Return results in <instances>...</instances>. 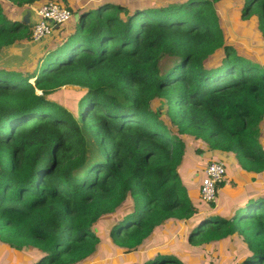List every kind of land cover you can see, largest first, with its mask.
<instances>
[{"label":"trees","instance_id":"1","mask_svg":"<svg viewBox=\"0 0 264 264\" xmlns=\"http://www.w3.org/2000/svg\"><path fill=\"white\" fill-rule=\"evenodd\" d=\"M44 1L0 0V51L31 40L29 26L9 20L5 6ZM47 1L71 13L68 30L36 74L0 70V244L24 263L86 264L109 240L121 250L112 260L126 261L176 221L189 226L186 239L196 248L236 236L243 252L232 264H264V193L237 198L225 213L200 214L203 203H215L203 202L196 181L178 171L188 139L202 143L198 156L208 149L217 162L233 157L246 172L264 171L257 141L264 0H240V20L257 29L242 34L254 44L240 38L243 49L225 38L217 9L225 0L133 9L115 0L94 8ZM64 88L75 93L69 106L56 98ZM112 214L119 218L100 233ZM151 254L142 264H183Z\"/></svg>","mask_w":264,"mask_h":264},{"label":"rangeland","instance_id":"2","mask_svg":"<svg viewBox=\"0 0 264 264\" xmlns=\"http://www.w3.org/2000/svg\"><path fill=\"white\" fill-rule=\"evenodd\" d=\"M78 0H75L73 3H76ZM107 1V0H102ZM119 3L128 6L133 9L134 7H164L168 5L170 0H115ZM175 2L183 0H173ZM240 0H225L222 1L218 6L220 14L221 27L225 33V38L229 43H240L241 47L236 48H248V45L245 41L250 42V40L244 39L242 34H249L250 36L256 35V26L250 23L251 21H241L239 15V4ZM65 7L63 4H60ZM66 8V7H65ZM94 8V5H93ZM67 9V8H66ZM38 22V21H37ZM36 22V23H37ZM35 24V23H34ZM68 24V22H67ZM67 26V25H66ZM249 29V30H248ZM237 37V38H236ZM47 38V37H46ZM240 38L243 40L238 41ZM45 39V38H44ZM253 46L254 44L250 42ZM251 46V47H252ZM46 51V50H45ZM42 58H39V60ZM169 61V63H171ZM39 61L37 63L38 67ZM34 67V63L31 67L25 68L23 74H36L37 67ZM33 83V80L30 81ZM56 98L63 104L69 106L73 99L75 98V93L72 88H64L61 90L60 94L56 95ZM171 126V125H170ZM173 130V126L170 127ZM191 139L186 140V151L185 157L182 162V166L179 170L183 181L189 179V167L193 165L197 166L198 170H203L205 168L208 160H200L194 153V145L192 143L189 146ZM208 159V158H206ZM210 160V159H209ZM227 161H223L225 164L226 175L225 177L231 182H235V159L233 157L226 158ZM202 172H200L201 175ZM192 177L196 174H191ZM231 182H228L222 190L217 191V197L215 199V207L209 208L204 205L199 209L202 214L205 211L217 215L220 213H225L227 211L228 205L233 203L237 198H240L239 192L231 185ZM201 182L194 184V189L198 190ZM258 193L257 189L254 191V187L251 186L249 191L244 190L242 195L247 194L251 196L253 193ZM254 193V194H255ZM195 202H202L200 199ZM202 204V203H201ZM127 211L126 207H121L118 213H125ZM117 214H112L103 220L102 224H98L100 233L102 230L108 231L111 228L112 223L119 218ZM113 221V222H112ZM115 221V222H116ZM189 232V226L185 222H176L173 221L170 224H163L160 228L157 229V232L151 236V238L145 243V245L139 247L138 249L131 250L127 252L128 260L125 261L123 256L117 257L118 260H112L113 257H116L119 248L115 247L109 240L108 242H101L97 245L98 254L93 256L90 261L93 260V264H142L146 258L152 257L151 253L160 251L161 253L171 254L176 258L180 259L183 264H232L239 256H241L243 250L240 243V238L237 239L236 236L227 237L217 242H213L210 245H201L199 247H194L193 245L187 242L186 236ZM3 247L0 250V264H17L23 260V255L17 253L13 249L9 248L7 245L0 244ZM29 253H32V249L29 248Z\"/></svg>","mask_w":264,"mask_h":264},{"label":"crops","instance_id":"3","mask_svg":"<svg viewBox=\"0 0 264 264\" xmlns=\"http://www.w3.org/2000/svg\"><path fill=\"white\" fill-rule=\"evenodd\" d=\"M74 1L75 0H70V5H76L77 2H80L82 0H78L76 3H73ZM100 1L102 0H85L82 8H87L93 5L95 6L96 5L95 3L100 2ZM47 2L49 1L45 0L42 3H36L25 10H19L15 8L14 6L9 7V5L7 4L4 8V11L7 14V17L9 20L17 21L21 23H23L22 20L25 17V15L29 14L28 20H27L29 25L27 26H29V29L31 30V27L33 26V24L39 20V17L37 15L38 9L42 5L46 4ZM68 25L69 24H64L62 27H60V30L57 29L56 31H53L51 35H49L47 38L41 41L33 42L32 40H30L29 42L28 41L21 42L19 44H15V45L3 48L0 51V70L5 69L8 71L22 72L25 68L31 67L33 63H34V67L32 69L36 68L41 55L43 56L46 49L55 46L54 44L55 40L60 39L63 36L62 31L65 30L66 32V30H68L69 28ZM258 129H259V136L257 138V141L259 145L262 147V149L264 150V117H263V120L260 122ZM188 142H189V146H191L190 143H192L196 149H198L199 147H203L202 143L200 142H196L193 140L192 142L191 141H188ZM196 149H194V153ZM196 156L200 160L202 161L208 160V162L219 159L217 158L218 156L213 155V153L209 151L208 149H204L203 152L199 156L198 155ZM226 158L228 157H224V159L221 160V162L227 161ZM180 168L181 167H179V170ZM187 170L189 171L188 178L191 179L193 183L194 181H196L195 183L199 184L204 176V168L203 170L200 171L197 169V166L193 165L192 167H189V169ZM200 172H202L201 175H200ZM191 174H196V175L192 177ZM251 186H253L254 189H257L258 194L264 193V171L259 174H255L253 172H246L239 166V163L237 162L235 158V189L239 192L240 198H245L247 196L248 193L245 196V194L242 195V192L244 190L249 191V188ZM24 260H25V256H23V260L17 264H31V262L24 263ZM92 262L93 260L86 264H93Z\"/></svg>","mask_w":264,"mask_h":264},{"label":"built area","instance_id":"4","mask_svg":"<svg viewBox=\"0 0 264 264\" xmlns=\"http://www.w3.org/2000/svg\"><path fill=\"white\" fill-rule=\"evenodd\" d=\"M37 15L39 20L33 24L30 30V37L33 42H38L48 37L55 30L66 23L71 13L62 5L49 1L42 5ZM226 175L225 165L221 161H211L204 168V176L199 187V194L203 202L214 203L217 197V185L220 184Z\"/></svg>","mask_w":264,"mask_h":264},{"label":"water","instance_id":"5","mask_svg":"<svg viewBox=\"0 0 264 264\" xmlns=\"http://www.w3.org/2000/svg\"><path fill=\"white\" fill-rule=\"evenodd\" d=\"M28 16H29V14H26L25 17H24L23 20H22V22H23L25 25H29L28 22H27V20H28ZM74 19L77 21V19H78V15H75V16H74ZM57 29H59V26H58V25L55 26V30H57ZM176 61H177V60H173L171 63H169V65H170V66L174 65V63H176ZM159 108H161V107H159Z\"/></svg>","mask_w":264,"mask_h":264}]
</instances>
